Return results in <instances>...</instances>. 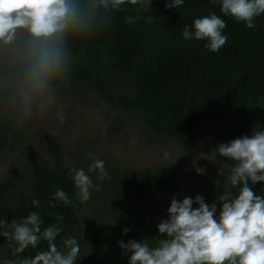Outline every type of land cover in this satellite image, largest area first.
I'll list each match as a JSON object with an SVG mask.
<instances>
[{
	"label": "trees",
	"instance_id": "obj_1",
	"mask_svg": "<svg viewBox=\"0 0 264 264\" xmlns=\"http://www.w3.org/2000/svg\"><path fill=\"white\" fill-rule=\"evenodd\" d=\"M82 2L88 5L84 27L67 34L66 71L51 82L50 89L74 98L93 95L111 111L137 114L153 138L182 148L202 145L209 127L219 145L251 137L253 130L264 131V14L254 19V28H248L225 16L220 4L210 0H184L177 8H167L169 0H151L146 9L126 0L110 14L94 9L93 0ZM212 13L226 23L222 34L227 41L218 52L205 47L207 39L185 40L182 35L185 26L194 32L193 21ZM148 16L154 17L151 23ZM128 17L134 22H126ZM15 130L14 121L0 120V155ZM49 147L54 156L51 165L25 153L15 156L10 171L0 178V218L6 223L21 222L36 212L42 220L41 231L54 224L62 227L56 243L62 247L63 240L77 239L80 257L76 264H129L130 254H123L118 241L147 240L154 247L160 238L157 225L168 218L170 201L195 200L191 177L170 164L130 173L104 160L108 178L100 181L93 172L91 177L95 176L100 190L93 189L90 199L82 202L70 170L92 172L83 164L73 168L64 164L58 137H50ZM223 160L229 174L233 161ZM249 184L256 195L264 191V182ZM210 187L212 191L201 196L208 205L216 202L218 217L222 205L217 197L225 186L214 183ZM122 188L143 201L128 202ZM57 189L65 191L72 204L54 200ZM33 199L39 201L38 206L32 204ZM90 200L93 206L86 211ZM50 202L56 207H50ZM117 203H124L120 215L112 213ZM90 217L96 219L91 224ZM99 217L105 223L99 225ZM126 227L130 231L124 234ZM1 239L7 248L0 251V264L47 250V242L41 240L36 248L29 246L13 255L17 245Z\"/></svg>",
	"mask_w": 264,
	"mask_h": 264
},
{
	"label": "clouds",
	"instance_id": "obj_2",
	"mask_svg": "<svg viewBox=\"0 0 264 264\" xmlns=\"http://www.w3.org/2000/svg\"><path fill=\"white\" fill-rule=\"evenodd\" d=\"M127 2L145 9L151 4V0ZM125 3L126 0H93L92 7L110 14ZM183 3L184 0H169L165 6L177 8ZM210 3H219L225 16L244 22L248 28H254V19L264 14V0H210ZM87 13L88 5L82 0H0V45H13L18 29L26 30L29 37L23 50L26 104L33 97L48 95L51 82L66 71V36L84 27ZM153 18L148 16V22ZM126 22H134V18L128 17ZM192 27L194 32L185 26L183 38L207 39L205 47L212 52H218L227 41L222 34L226 23L215 13L195 19ZM216 152L233 161L226 176L230 188L217 197L222 205L219 216L216 202L208 205L200 195L195 200L173 198L167 209L168 218L157 225L160 238L154 247L147 240L118 241L123 254H130L129 264H264V197L256 195L249 184V181L253 185L264 182V131L253 130L251 137L221 143ZM92 161L88 171L96 172L100 181L107 179L104 161L95 157ZM196 171L203 174L204 169ZM70 172L82 202L90 199L93 189L100 190L83 169ZM233 188H238V194L233 195ZM53 199L72 204L61 189L56 190ZM194 203L198 207L193 208ZM32 204L38 206L39 201L33 199ZM50 207L56 205L50 202ZM58 219L63 221L62 216ZM41 224L36 212L21 222L13 219L6 223L0 218V236L17 245L13 255L29 246L36 248L41 240L47 242L46 251L32 258L8 260L6 264H76L80 257L77 239L67 238L58 247L56 238L63 228L54 224L41 231ZM129 231L127 227L123 229L124 234Z\"/></svg>",
	"mask_w": 264,
	"mask_h": 264
},
{
	"label": "rangeland",
	"instance_id": "obj_3",
	"mask_svg": "<svg viewBox=\"0 0 264 264\" xmlns=\"http://www.w3.org/2000/svg\"><path fill=\"white\" fill-rule=\"evenodd\" d=\"M28 39L26 30L18 29L13 45H0V120L9 119L16 124L12 141L0 155V178L10 171L19 153L51 165L54 156L49 140L56 136L64 151V164L71 168L83 164L88 171L92 157L109 161L111 166L130 173H141L149 166L167 163L191 177L193 197L211 192L210 186L214 183H222L225 191L229 190L228 169L216 152L219 144L211 127L202 145L182 148L156 140L137 114L111 111L93 95L74 98L50 89L48 95L33 97L26 104L23 50ZM196 168L204 169L203 174H198ZM92 175L93 172L89 176L96 184ZM122 189L123 198L128 197V202L136 205L143 201L137 193ZM231 191L233 195L238 194V188ZM257 195L264 197V191ZM102 197L105 196L102 194ZM92 200L88 201L86 211L93 206ZM123 204L117 203L112 213L120 215ZM91 220L90 217L89 224ZM105 221L99 217L97 223ZM6 248L0 236V251L5 252Z\"/></svg>",
	"mask_w": 264,
	"mask_h": 264
}]
</instances>
